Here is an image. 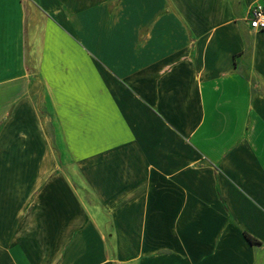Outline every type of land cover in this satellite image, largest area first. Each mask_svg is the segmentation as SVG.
<instances>
[{
	"label": "crops",
	"instance_id": "1",
	"mask_svg": "<svg viewBox=\"0 0 264 264\" xmlns=\"http://www.w3.org/2000/svg\"><path fill=\"white\" fill-rule=\"evenodd\" d=\"M256 1L0 0V264H264Z\"/></svg>",
	"mask_w": 264,
	"mask_h": 264
},
{
	"label": "built area",
	"instance_id": "2",
	"mask_svg": "<svg viewBox=\"0 0 264 264\" xmlns=\"http://www.w3.org/2000/svg\"><path fill=\"white\" fill-rule=\"evenodd\" d=\"M246 21L251 30L264 31V0H257L249 8Z\"/></svg>",
	"mask_w": 264,
	"mask_h": 264
},
{
	"label": "trees",
	"instance_id": "3",
	"mask_svg": "<svg viewBox=\"0 0 264 264\" xmlns=\"http://www.w3.org/2000/svg\"><path fill=\"white\" fill-rule=\"evenodd\" d=\"M247 237H248V239H249L251 242H256V240L253 239L252 237H250V236H248V235H247Z\"/></svg>",
	"mask_w": 264,
	"mask_h": 264
},
{
	"label": "rangeland",
	"instance_id": "4",
	"mask_svg": "<svg viewBox=\"0 0 264 264\" xmlns=\"http://www.w3.org/2000/svg\"><path fill=\"white\" fill-rule=\"evenodd\" d=\"M247 16V15H246Z\"/></svg>",
	"mask_w": 264,
	"mask_h": 264
}]
</instances>
